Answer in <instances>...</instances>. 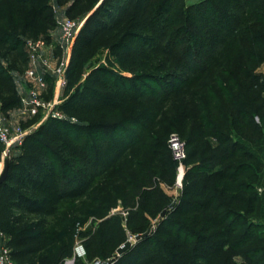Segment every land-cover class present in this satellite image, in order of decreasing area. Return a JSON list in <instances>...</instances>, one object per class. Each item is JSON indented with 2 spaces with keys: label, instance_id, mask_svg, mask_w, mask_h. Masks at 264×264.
Segmentation results:
<instances>
[{
  "label": "trees",
  "instance_id": "trees-1",
  "mask_svg": "<svg viewBox=\"0 0 264 264\" xmlns=\"http://www.w3.org/2000/svg\"><path fill=\"white\" fill-rule=\"evenodd\" d=\"M16 1L24 5L27 17L0 27V47L9 43L20 46L23 44L22 39L24 42L27 39L37 40L49 33L53 18L50 0ZM218 1L203 0L186 7L185 0H105L106 5L98 13L101 19L93 20L90 23L93 28L85 32L86 34H80L74 44L73 61L66 74L68 99L62 107L63 111H115L121 108L122 98L138 107L142 104L154 106L157 92L142 82V79L116 75L105 67L93 69L86 79V84L77 86L86 65L92 62L99 52L100 48L95 42L97 34L121 24H126L130 30L126 40L143 43L148 54L163 56L179 71L190 70L192 73L198 69L197 60L200 61L199 64L202 60H214L240 30L245 34L243 42L255 48L243 51L244 61L256 69L263 66L264 32L248 27L246 20L251 18L255 9L263 10L261 23L264 24V0H239L229 6V11H223L217 4ZM75 4L70 8V13L77 10L81 0H77ZM174 11L181 12L188 23L196 22L204 31L200 52L196 51V47L194 49L193 43L189 41L181 61H176L174 57L177 38L171 33L170 25L171 13ZM111 54L123 57L127 55V46L113 45ZM203 65L199 73L209 68ZM240 75L244 82H235L231 89H224L225 98L213 97L211 110L206 111L207 115L202 117L203 127L183 132L184 138H181L186 143L187 152L184 166L190 168L183 179L182 199L174 209L177 214H199L203 206L197 199L203 198L212 208L211 212L215 217L220 218L224 224L230 222L226 226L227 236L237 230L241 231L244 233L243 244H249L253 235L247 216L259 213L260 198L255 187L243 181L246 169L250 167L237 161L245 158L252 160V155L240 141L233 139V132L247 140H256L263 135V126L259 120H264V74L244 69ZM147 78L151 82L165 84V90H177L179 86L173 82L181 81L180 77L157 81L153 80L157 77ZM133 83H138L137 86L149 91L148 97L140 101L139 97H144L141 96L143 93L136 85H132ZM110 84L113 90L109 92L106 88ZM133 91L134 93H131ZM0 94L4 112L21 108V95L15 78L5 66L1 55ZM141 121H130L128 124L140 126ZM58 123L50 120L44 127L46 131L54 133L57 146L53 147L47 136L33 133L24 138L19 152L8 158L9 175L0 185V232L8 238L6 246L16 264H63L66 258H72L74 254L72 241L64 249L49 253L53 241L49 237L48 222L59 214L64 202L79 200L88 194L95 183L97 168L79 144L67 139L59 129ZM63 126L81 134L88 130L67 124ZM114 129L122 134L131 133L122 126ZM211 139L216 141L215 147L211 145ZM167 160L173 161L177 171L178 164L170 150ZM76 161L81 167L72 170L69 166L72 167V163ZM68 168L72 170L71 175L68 174ZM157 181L153 176L149 178V194L152 198H158L168 204L170 198ZM164 182L170 188L175 186V170L170 172ZM135 190L136 194L142 193V185H136ZM132 201L133 199L130 202ZM142 214L135 212L127 220L115 216L112 221L123 234L124 221L131 226ZM169 225L176 231H170L164 239L153 240L150 235L138 242L154 241L155 248L152 252L143 253L133 264H239L235 261L236 257L241 258V264H264V247L253 244L240 251L229 243L216 242L214 235L209 234L206 227L195 232L187 230L181 223L169 222ZM83 237L90 250V259L94 260L101 259L102 247L113 244L112 237L107 233L88 232L84 233ZM125 255L121 256L122 259ZM112 264H121V261Z\"/></svg>",
  "mask_w": 264,
  "mask_h": 264
},
{
  "label": "rangeland",
  "instance_id": "rangeland-1",
  "mask_svg": "<svg viewBox=\"0 0 264 264\" xmlns=\"http://www.w3.org/2000/svg\"><path fill=\"white\" fill-rule=\"evenodd\" d=\"M201 1L203 0H185V5L190 7ZM238 1L219 0L217 4L223 11H229V6ZM76 2L77 0H50L53 11L52 23L48 35L41 38L47 46L43 50L44 59L50 62L54 73L51 72L46 76V86L41 91V96L47 103H60V106H56V111H61L64 119L55 120L59 122V129L64 132L67 139L79 144L87 153L97 168V175L93 188L87 195L79 200L64 202L59 214L49 219V237L53 241V247L49 253L64 249L72 241V252L79 244L83 245L86 251V256L78 260L76 264H96L98 261L103 264L111 258L112 263L120 260L121 264H133L143 253L152 252L155 248L154 241L138 243L135 241V236L153 225L152 239H164L170 231H176L169 225V222L181 223L187 230L195 232L206 227L208 233L214 235L216 242L229 243L238 247L240 251L253 244L264 247V120L263 122L259 120L263 126V135L256 140L241 138L233 132V139L240 141L246 151L252 155V160L245 158L237 161L250 167L246 169L243 181L253 185L260 198L259 213L247 216L252 225L251 234L253 235V240L249 244H243L244 233L241 231L237 230L227 236L226 226L230 222L224 224L220 218L215 217L211 212L212 208L205 203L203 198L197 199V202L203 206L199 214H177L174 208H168L174 201L176 204L181 201L183 187V182L182 187L180 186L178 168L176 171L173 161L167 160L170 136L178 134L184 138L183 132L203 127L202 117L211 110L213 97L225 98L224 89H231L235 82H244L240 75L242 70L264 74V65L256 69L243 59V51L255 49L252 45L243 42L244 32L242 30L236 32L235 37L231 38L232 40L214 60H202L201 64L197 60L198 69L190 73V70L175 69L172 63L163 56H151L147 53V47L143 43L126 40L130 33L126 24L100 31L95 38L100 48L99 52L92 62L86 65L83 77L77 86L82 87L86 84V79L93 69L105 67L116 75L142 79V82L157 92L155 104L154 106L142 104L138 107L135 103L122 98L121 108L115 111L99 109L91 113H78L70 109L65 112L62 107L68 99V94L66 87L59 82L55 71L63 64L68 65L69 69L74 57V46L70 52L59 47L61 38L59 22L64 19L81 21L82 29L79 36L93 28L92 24L90 25L93 20L101 19L98 14L99 10L106 5L105 0H83V2L81 0L77 10L70 13V8L76 5ZM262 11L255 9L251 18H247L246 22L248 27L263 33ZM26 17L27 12L23 4H19L16 0L0 1V27H4L9 22L24 20ZM170 22L171 33L177 38L175 60L184 59L183 51L187 48L189 41L193 43V48L196 47V51L200 52L204 37L202 27L196 22L188 23L179 11L171 13ZM141 34L148 36L145 33ZM22 41L23 44L20 46L9 43L0 47V55L5 66L11 70L21 94L28 90L27 84L24 86L22 79L29 68L26 42L24 39ZM118 44L127 46V55L118 57L111 54V47ZM202 65L209 68L199 73ZM147 76L151 79L157 77L153 79L154 81L175 76L180 77L181 81L173 82L179 86L177 90H165V84L151 82ZM132 85H136L138 90L142 91L141 96L144 97H139L140 101L148 97L150 92L144 91V87L137 86L138 83ZM106 90L109 92L113 90L111 84L107 85ZM2 108L3 100L0 94V126L7 127L14 135L19 132L41 133L50 139L53 147L57 146L54 133L44 129L45 125L52 120L45 119L47 111H41L39 115L30 117L24 109L4 112ZM130 121L138 123L141 121V124L140 126H129ZM63 124L85 127L88 130L81 134V132L65 129ZM118 126H122L131 133L122 134L114 129ZM241 129L244 130L243 127ZM210 143L213 147L216 146L214 139H211ZM19 146L16 142L11 145L9 157L19 152ZM0 151L1 173L4 160L7 158L3 157L4 147L2 145H0ZM72 164V167L69 166L72 170L75 167H81L78 161ZM189 168L185 166V174ZM71 169L68 168L69 175L72 174ZM173 170L176 173V184L170 188L164 179ZM151 176L158 180L161 189L170 198L168 204H164L158 198H152L149 194L148 180ZM136 185H142V193L136 194ZM131 199H133L132 202H130ZM166 208H168L167 214L162 218L161 214ZM135 212H142V217L133 221L131 226L124 221L125 232L120 233L114 226L112 218L119 216L127 220ZM88 232L91 234L107 233L113 239L112 245L101 248V259H90V250L83 237L84 233ZM128 240H131L134 246L122 259L117 255L116 250ZM235 261L242 263L240 257H236Z\"/></svg>",
  "mask_w": 264,
  "mask_h": 264
},
{
  "label": "built area",
  "instance_id": "built-area-1",
  "mask_svg": "<svg viewBox=\"0 0 264 264\" xmlns=\"http://www.w3.org/2000/svg\"><path fill=\"white\" fill-rule=\"evenodd\" d=\"M59 29L61 30V38L59 47L65 51H71L77 39L79 32L82 29V22L76 19H64L59 22ZM27 59L29 68L27 69L22 83L27 84L28 90L21 94V108L24 109L28 116L35 117L40 114L41 111H47L45 119L52 120H63V114L61 111H56V106H60V103L53 102L47 103L41 96V91L46 86V76L52 71L50 62L44 59V49L46 43L42 38L37 40L27 39L26 40ZM68 71V65L64 64L61 68L56 69L55 74L59 78V82L64 87L67 85L66 74ZM30 133L19 132L13 134L7 127L0 126V145L4 147L3 157L9 158L10 147L13 143L21 145L24 138ZM169 149L172 153L174 161L178 164V171L180 173V179L185 176L184 162L187 159L186 143L178 134H172L168 141ZM6 160V159H5ZM184 179V178H183ZM182 187V181H180ZM6 236L0 232V264H16L12 257L11 251L6 246ZM86 256V251L83 245L80 244L75 248L74 254L71 259H67L63 264H76L78 260H81ZM96 264H100L96 262Z\"/></svg>",
  "mask_w": 264,
  "mask_h": 264
},
{
  "label": "water",
  "instance_id": "water-1",
  "mask_svg": "<svg viewBox=\"0 0 264 264\" xmlns=\"http://www.w3.org/2000/svg\"><path fill=\"white\" fill-rule=\"evenodd\" d=\"M9 170H10V160L6 159L4 160V166H3V170L0 173V185L3 184L9 175ZM184 178V177H183ZM183 178H181V181L183 182ZM176 205V202L174 201L173 203H171L169 205L168 208L172 209L174 208ZM168 208H166L162 214L161 217L164 218L167 214ZM153 232V225H151L147 231L143 234H138L135 236V241L136 242H140L146 238H148ZM134 244L131 240H128L125 244H123L118 250H117V255L119 257L125 255L128 251H130L133 248ZM99 262V261H98ZM113 259L108 260L107 262L103 263V264H112Z\"/></svg>",
  "mask_w": 264,
  "mask_h": 264
},
{
  "label": "crops",
  "instance_id": "crops-1",
  "mask_svg": "<svg viewBox=\"0 0 264 264\" xmlns=\"http://www.w3.org/2000/svg\"><path fill=\"white\" fill-rule=\"evenodd\" d=\"M7 239H8V238L6 237L5 240L7 241Z\"/></svg>",
  "mask_w": 264,
  "mask_h": 264
}]
</instances>
